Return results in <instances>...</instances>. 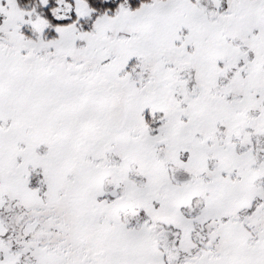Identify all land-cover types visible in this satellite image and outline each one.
Segmentation results:
<instances>
[{"label": "snow or ice", "instance_id": "obj_1", "mask_svg": "<svg viewBox=\"0 0 264 264\" xmlns=\"http://www.w3.org/2000/svg\"><path fill=\"white\" fill-rule=\"evenodd\" d=\"M0 264H264V0H0Z\"/></svg>", "mask_w": 264, "mask_h": 264}]
</instances>
